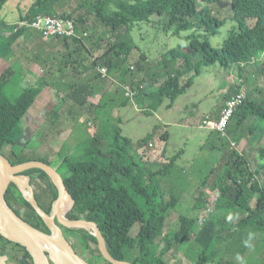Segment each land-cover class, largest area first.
Masks as SVG:
<instances>
[{
	"label": "trees",
	"instance_id": "1",
	"mask_svg": "<svg viewBox=\"0 0 264 264\" xmlns=\"http://www.w3.org/2000/svg\"><path fill=\"white\" fill-rule=\"evenodd\" d=\"M10 1L0 0V16ZM200 1L211 5L223 0H81L72 11H65L66 0H32L26 12L20 8L17 24L10 26L8 22L0 21L1 59L8 57L14 45L30 30L20 28L21 23L47 16L73 20L78 37L48 40H60L65 48L75 45L76 53L82 58L79 68H83L85 73L92 72L91 82L101 89L107 85L115 89L112 100L103 93L100 104L95 105L89 99L97 92H87L90 89L87 84L78 86L64 98L61 109L68 110L72 121L76 113H85L93 117L95 125L100 122L89 139L84 141L83 155L74 164L68 157L62 162L71 174L63 177L71 202L66 218L96 222L108 252L116 260L132 264H169L167 255L172 248L188 243L194 264H255L250 256L252 233L256 227L264 230V146L258 152V166L252 171L248 160L237 149L229 148L230 139L215 132L220 145L210 142V151L216 155L217 166L206 175L200 194L189 209L198 214L194 217L181 215L180 228L170 234L166 229L172 214L171 205L178 208L183 199L181 195L174 194L175 190L163 189V183L174 174L182 152L169 162L143 160L139 150L151 144L156 130L135 144L124 135L120 126L113 125L112 111L108 117V108L116 107L119 101L116 97L120 94H123L121 105L129 104V99L124 96L125 85L139 91L138 102L145 100L152 109H156L165 100H170L172 105L186 94L204 67L219 65L226 71L236 72L240 82L237 93L245 90L246 67L252 63L259 64L264 58V0H228L237 26L220 49L212 46L211 37L217 35L225 21L215 18L209 7H202ZM92 16L95 24L90 23ZM138 24L165 25L166 30L177 28L176 36L192 31L186 38L187 44L166 53L156 69L143 70L145 75L140 80L132 67V55L141 51L132 35ZM40 37L46 40L41 34ZM71 54L74 57L75 53ZM148 58L146 53L141 56L142 62H147ZM69 63L61 62V65L65 69ZM99 67L108 68L107 79L98 73ZM12 74L10 69L0 76V153L15 166L30 161H42L52 166L47 158L25 157L23 154L29 148L18 145L17 139L23 134L22 121L35 106L41 89L27 87L12 98L9 93ZM185 77L188 81L182 85ZM259 92L262 94V90ZM109 103L112 105L107 108ZM225 107L226 104L223 109ZM248 121H253V127H249L251 134L264 130V100H257L251 92L232 118L229 137L240 143L246 137V131L242 129ZM169 139L167 132L163 140L168 142ZM166 154L165 150L163 157ZM21 175L31 177L40 208L53 216L59 198L56 183L39 169H31ZM208 189L210 193L220 189L222 197L215 212L209 214L206 223L200 226L201 211L206 208L210 197L206 194ZM6 199L28 224L51 234L16 184L11 185ZM137 226L139 231L134 235ZM63 230L75 249L70 238L80 241L88 255L84 257L90 264H111L102 256L98 240L91 231L82 228ZM260 237L256 249L260 252V259H264L263 232ZM163 244L165 248L158 251ZM10 248L19 251L20 258L28 264H34L24 247L0 235V253L6 254Z\"/></svg>",
	"mask_w": 264,
	"mask_h": 264
},
{
	"label": "rangeland",
	"instance_id": "2",
	"mask_svg": "<svg viewBox=\"0 0 264 264\" xmlns=\"http://www.w3.org/2000/svg\"><path fill=\"white\" fill-rule=\"evenodd\" d=\"M31 1L32 0H11L1 13L0 21L9 22L19 19L18 7L19 9L21 8L22 11L26 12L31 5ZM80 2L81 0H66L63 7L65 11H72L80 4ZM200 3L202 7H209L215 18L225 21V25L220 29L217 35L211 37L212 46L216 49H220L229 38L231 32L237 26L236 22L233 20L231 2L228 0L216 1L211 5L201 1ZM90 21L91 24H95V17L92 16ZM156 22L159 23V20L157 19ZM176 30L177 28L166 30L165 25L159 24H138L134 27L132 35L141 50L136 51V53L132 55V67H134L133 73L137 74L136 78L138 80L142 79L145 75V71L143 70H148L149 68L153 70L156 69L163 62V56L166 53L168 54L171 50L178 49L187 44L186 38L192 34V31L181 32L180 36H176L174 35ZM143 53H146L149 56L147 62H142L141 60ZM201 70V74L194 79L192 87L188 89L186 94L180 96L172 105L170 100H165L161 106L156 109H152L150 107L151 104L145 103V100L143 102H138L136 100L134 102L129 100V104L127 106H122L121 102L123 98H121L120 100L118 99L117 108L115 107L117 110L115 112V116L117 117L114 118L112 116L113 125L120 126L124 135L132 139L135 144L139 140L146 137L149 133L156 130L155 138L151 142L153 147H150L149 145L147 148L139 150L140 155L143 156V160L169 162L172 157L182 152V156L178 160L174 174H172L171 177L168 176L169 178L164 179L165 182L163 183V189L166 191L171 189L175 190L176 188L174 194L181 195L184 203V205L181 203L178 208L174 207L175 205H171L172 214L170 215L168 228L166 229V232L170 234L176 233L180 228L181 215H187L189 217L197 216L198 213H193L189 209L192 206L193 200L195 201V198L197 197V190L202 185L208 171L213 169L217 162L215 159V153L210 151V142L213 143L214 141L217 143L219 140L214 131H210L202 127L204 126V121L208 120V118L209 120H218L220 118L221 113L224 110L223 107L225 106L227 100H229L228 97H234L236 95L235 93H237L238 85L240 84L238 74L236 72L232 73L230 71H226L219 65L204 67ZM245 75V90L247 92V97L251 92L253 97L257 100H264V58L259 62V64L252 63L247 66ZM17 81L12 82L11 85L9 93L12 98L17 97L21 93L20 90L24 89L21 84H18L19 81ZM187 81L188 78L185 77L182 79L181 84L185 85ZM114 84H116L115 80ZM260 90H262V94L259 92ZM110 91L113 96L115 92L114 87H111ZM40 99L38 98L36 105L33 107V112L38 108L39 101H41ZM98 102L100 103L101 99ZM136 103H138L139 109L136 106ZM147 106L150 109L149 112ZM112 109L113 108H108V117H110V111ZM67 112L68 110H66V113ZM87 116L90 118L92 117L89 114H87ZM61 118L62 116L60 115V120ZM86 121L88 123V120ZM164 121L175 123L179 127L166 126ZM188 123H190V125ZM252 123L253 121H248L242 129V131H246V139H244L250 140L251 146L249 145L245 149L248 153L247 156L250 159L252 151H257L264 145V130L255 132L256 134H251L249 132V127H253ZM99 125L100 122L97 121L96 128H98ZM66 127L67 125L61 122L57 126L49 125L47 128L58 130L66 129ZM75 129L78 132V137L73 138L72 141L68 142L67 147H65L66 151L73 148L78 143L76 142L77 138L80 137L83 141H87L91 136L90 129L87 130L86 134L82 125L80 127H77L76 125ZM46 131L48 132L49 129ZM167 132L170 134L168 142L163 140V136ZM207 133H209V135H206ZM19 139L20 137L17 141ZM229 139L231 142L233 141L232 143L237 144L231 136ZM244 139L242 141H245ZM48 143H51V140ZM232 143L229 145L231 150L233 148ZM253 145H255L256 148H252ZM30 146L31 147H28L29 149H27L23 155L29 159L39 158L41 150H38L40 148L37 147V143L33 141ZM238 146L239 143L237 144V148ZM135 148L136 146H134V149ZM82 149L84 150L83 145ZM165 150L167 151V154L163 157V152ZM237 151L239 152V150ZM257 154L258 152H256V156ZM182 182H185V184ZM176 183L178 185V189L175 187ZM33 188L35 191L36 186ZM183 188H185L184 191ZM181 190L183 192H181L182 194H179L177 191L180 192ZM169 197L170 196L168 195L167 198ZM138 231L139 226L134 229V235H136ZM261 232L264 233V230H261ZM261 232L256 238V243L261 238ZM70 239L76 246V249L78 250L77 252H79L80 255H83V257H87L88 255L85 249L81 246L80 241L73 237ZM254 239L255 236L253 237V242ZM164 248L165 244L161 245L158 251L162 252ZM175 250L176 245L167 255V260L170 264H180L179 261L175 262V258L178 260V256L180 255ZM186 250L189 252L191 250V246L188 245ZM86 257L84 258L86 259Z\"/></svg>",
	"mask_w": 264,
	"mask_h": 264
},
{
	"label": "crops",
	"instance_id": "3",
	"mask_svg": "<svg viewBox=\"0 0 264 264\" xmlns=\"http://www.w3.org/2000/svg\"><path fill=\"white\" fill-rule=\"evenodd\" d=\"M18 10H20L19 7ZM19 12L20 11H18V13ZM18 20L19 19L9 21L8 24L13 26L19 22ZM76 48L75 45L65 48L60 40H44L40 37L38 32L29 30L14 45L12 53L8 57L0 59V76L11 69L13 71L11 82L18 80V84H21L23 88L33 86L41 89V94L39 96L41 101H39L38 108L34 110V112L32 108L22 121L23 134L18 140L19 147L26 146V148H30L31 143L35 141L38 145L37 147L40 148L38 150H41L39 156L51 161L52 166L55 169H59L62 177H68L71 175L68 169L63 165V160L68 157L74 164L84 153V150L82 149V143L84 141L80 139V137L76 139V142L78 143L73 148L69 147L70 149L68 151L65 150L68 142L72 141L73 138L78 137V132L75 129L76 125L77 127L82 125L86 134L88 129H90L91 135L96 129L93 117H91V119L85 113H77L72 121L71 117L66 113V109H61L62 101L66 98L68 93L72 92V90L85 84L90 87L87 92H97L95 97H90L89 99V101L95 105L100 104L98 101L102 98L103 93H107L108 98L111 100L112 97H115V95L112 96V92L110 91V88L112 87L111 85H107L104 89L96 87L95 83L91 82L93 80L92 72L85 73L83 68H79L82 58L76 53ZM71 53H75L74 57ZM65 55L68 57H65ZM61 62H70L68 68L64 69ZM116 98L117 100H120L123 98L122 94ZM112 104L109 103L107 108ZM116 108L111 110L114 118L117 117L115 116V112L117 111ZM147 109L149 112V107ZM60 115L62 116L61 120ZM86 120H88V123ZM61 122L67 125L66 129L52 130L47 128L49 125L57 126ZM164 124L169 127H179L175 123L169 121H164ZM188 124L190 125V123ZM47 129H49L48 132L46 131ZM206 135H209V133ZM50 140L51 143H48ZM249 145L250 140L241 141L238 150L239 153L248 160L251 170L255 171L258 166V154L256 156V152H259L264 145L257 151H252L251 159L247 156L248 153L245 151L246 147ZM150 147H153V144H150ZM252 148H256V146L253 145ZM211 171L212 169L208 171L207 176ZM182 183L185 184V182ZM201 186L197 190V196L200 194ZM175 187L178 189L177 183ZM184 190L185 188H183V191ZM183 191L181 190L180 192H177L182 194L181 192ZM210 191L211 190L209 189L206 191L207 197L210 196ZM194 202L195 201L193 200L192 206ZM181 203L184 205L183 201ZM260 232L261 228L256 227L252 233V236H255V239L252 243L253 250L251 251L250 256L253 257V262L255 264H264V259H260V252L256 249V238L259 236ZM188 245V243L180 246L176 245L175 251L180 255H177L178 260L175 258V262L179 261L180 264H194L195 259L193 258V255L186 250ZM159 247H161V245ZM8 251L9 252H6V254L0 253V264H28L27 261L20 258L21 254L19 251H15L11 248ZM17 256H19L18 260L16 259Z\"/></svg>",
	"mask_w": 264,
	"mask_h": 264
},
{
	"label": "water",
	"instance_id": "4",
	"mask_svg": "<svg viewBox=\"0 0 264 264\" xmlns=\"http://www.w3.org/2000/svg\"><path fill=\"white\" fill-rule=\"evenodd\" d=\"M39 169L46 173L57 185L59 198L54 206L53 216L47 215L39 206L30 176L21 174ZM12 184H16L24 199L37 212L51 234L33 227L20 217L9 205L6 196ZM30 193V197L26 196ZM69 196L62 175L53 166L42 161H30L20 165L13 163L0 153V235L7 240L24 247L31 255L34 264H90L72 246L64 234L63 228H82L91 231L98 240L102 256L111 264H132L114 259L108 252L105 238L96 222L87 220H69L64 212V198Z\"/></svg>",
	"mask_w": 264,
	"mask_h": 264
},
{
	"label": "built area",
	"instance_id": "5",
	"mask_svg": "<svg viewBox=\"0 0 264 264\" xmlns=\"http://www.w3.org/2000/svg\"><path fill=\"white\" fill-rule=\"evenodd\" d=\"M20 26L26 29L39 32L46 40L55 37H68V38L78 37V34L76 32V25L74 21L66 18L48 17V16L39 17L33 22L21 23ZM97 71L102 76L103 79H107L109 77L108 68L99 67ZM123 89L126 98L134 102L135 100L137 101L136 97L139 95V91L136 88L130 85H125ZM246 97H247L246 91L243 89L242 91L237 93L234 97H232L230 100L226 102V107L221 113V116L218 120L210 119L206 121L204 126L202 127L207 130L219 133L223 138L229 139L228 128L232 122V118L235 112L237 111L238 107H240L243 104ZM136 106L138 107V103H136ZM232 147L237 149V144L232 143ZM221 197H222V193L220 189L213 190L210 193L208 204L200 214L201 215L199 220L200 226H203L206 223L207 220L206 217L209 214L215 212Z\"/></svg>",
	"mask_w": 264,
	"mask_h": 264
},
{
	"label": "bare ground",
	"instance_id": "6",
	"mask_svg": "<svg viewBox=\"0 0 264 264\" xmlns=\"http://www.w3.org/2000/svg\"><path fill=\"white\" fill-rule=\"evenodd\" d=\"M26 196L27 197H30V193L29 192H26ZM70 204H71L70 198L68 196H66L64 198V208H63L64 212L68 211V209L70 207Z\"/></svg>",
	"mask_w": 264,
	"mask_h": 264
},
{
	"label": "clouds",
	"instance_id": "7",
	"mask_svg": "<svg viewBox=\"0 0 264 264\" xmlns=\"http://www.w3.org/2000/svg\"><path fill=\"white\" fill-rule=\"evenodd\" d=\"M237 150H238V148H237Z\"/></svg>",
	"mask_w": 264,
	"mask_h": 264
}]
</instances>
